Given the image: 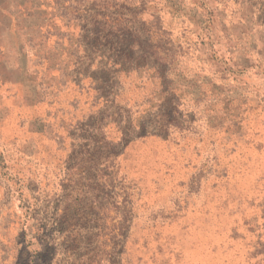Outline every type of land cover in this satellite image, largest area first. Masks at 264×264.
Wrapping results in <instances>:
<instances>
[{
    "label": "rangeland",
    "instance_id": "374dc122",
    "mask_svg": "<svg viewBox=\"0 0 264 264\" xmlns=\"http://www.w3.org/2000/svg\"><path fill=\"white\" fill-rule=\"evenodd\" d=\"M0 264H264V0H0Z\"/></svg>",
    "mask_w": 264,
    "mask_h": 264
}]
</instances>
